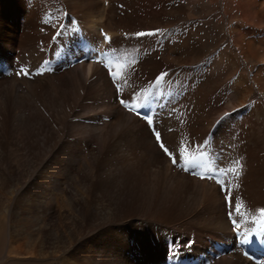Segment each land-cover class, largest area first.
Instances as JSON below:
<instances>
[{
    "label": "bare ground",
    "instance_id": "obj_1",
    "mask_svg": "<svg viewBox=\"0 0 264 264\" xmlns=\"http://www.w3.org/2000/svg\"><path fill=\"white\" fill-rule=\"evenodd\" d=\"M0 185L54 264H264V0H0Z\"/></svg>",
    "mask_w": 264,
    "mask_h": 264
},
{
    "label": "snow or ice",
    "instance_id": "obj_2",
    "mask_svg": "<svg viewBox=\"0 0 264 264\" xmlns=\"http://www.w3.org/2000/svg\"><path fill=\"white\" fill-rule=\"evenodd\" d=\"M46 22H48L46 20ZM60 29L62 30H66L64 25H59L58 26ZM58 31L57 32V36L62 35L63 31ZM166 32V30H161V29H156L154 31H149V32H136L134 34V36L136 38H140V37H146V36H161ZM56 38V37H54ZM105 41L110 40L109 37L105 36L104 37ZM51 68H47L44 69L42 68L40 70L41 74L44 71H51ZM135 69L132 68V71H134ZM17 75H22V76H31L33 75V73L31 71H29L26 67H21L20 70L16 73ZM109 74L112 76L113 79V83L115 84L117 77L111 72V69H109ZM166 75V74H164ZM130 75L128 77V79H130ZM164 76H160L157 78L156 83H160L161 80H163ZM128 79L124 80V84L127 85L128 84ZM117 90L119 91L121 88V85L116 84ZM133 95H135V93H133ZM131 99V97H129L128 99H121L120 103L122 105L125 106V108L129 109L130 111H133L136 113V115L141 116L143 119L146 120L147 124L149 125L150 131L152 132V135L154 136L159 148L162 150V152L164 154H166L167 156H169L172 160V163L174 165L177 164V159H176V153H177V149L168 145L167 142L162 138L161 132L159 130V128L157 127V125L154 123V119L151 115H149L148 113L144 112L143 109L145 107H147V105L145 104H135L134 107H130L129 106V100ZM231 115V113H225V116ZM223 119V117L221 118ZM204 144H207L208 141L205 140L203 141ZM171 149V150H170ZM243 158H237L233 161L230 162L231 166H220L217 167L215 171H213L211 165H207V161L205 160L203 163L200 160V157H193V162H189V161H185L183 165H181V167H183L185 170H189V168L191 167V169H196L198 167H205L207 165V171L209 173L208 175V179H215L217 183H219L221 185V190L224 191L225 196V202L228 205L230 211L228 212V216L231 219L233 216V212L238 210V201L235 200L234 196H233V192H232V188H231V183L232 181L229 180L227 183L224 182L223 180V176L230 173L233 175V177L235 179H238L241 175V170L243 169L244 165L241 163V160ZM192 174H199V173H195L193 171ZM217 177H220V179H217ZM201 178H205L203 175H201ZM261 213L264 214V208L261 209ZM233 223L236 224V221L233 220ZM261 238L264 239V233L261 234ZM256 239V237H253L252 240L250 241L249 239L245 238V240L242 241V243H251L254 242ZM190 246L189 245H185ZM245 255H248V253L246 252Z\"/></svg>",
    "mask_w": 264,
    "mask_h": 264
},
{
    "label": "rangeland",
    "instance_id": "obj_3",
    "mask_svg": "<svg viewBox=\"0 0 264 264\" xmlns=\"http://www.w3.org/2000/svg\"><path fill=\"white\" fill-rule=\"evenodd\" d=\"M204 38V46L207 47L212 38L210 35ZM212 49L214 48L212 47ZM119 104L122 105L120 101ZM4 195L5 189L0 185V264H54L53 262L58 256H35L36 249H49L52 246L50 235L45 232L44 235L39 233L33 223L34 225L27 228L28 236H26L23 227L19 225V220L11 219L9 211L6 209L7 205L4 203ZM46 227L48 228V226Z\"/></svg>",
    "mask_w": 264,
    "mask_h": 264
}]
</instances>
